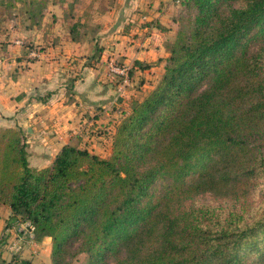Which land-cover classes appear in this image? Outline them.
<instances>
[{
  "label": "trees",
  "instance_id": "trees-1",
  "mask_svg": "<svg viewBox=\"0 0 264 264\" xmlns=\"http://www.w3.org/2000/svg\"><path fill=\"white\" fill-rule=\"evenodd\" d=\"M52 1L6 7L40 27ZM182 6L163 76L123 115L110 157L68 144L35 169L24 132L0 129V203L52 238L53 264H264V0ZM207 193L229 200L197 203Z\"/></svg>",
  "mask_w": 264,
  "mask_h": 264
},
{
  "label": "crops",
  "instance_id": "crops-1",
  "mask_svg": "<svg viewBox=\"0 0 264 264\" xmlns=\"http://www.w3.org/2000/svg\"><path fill=\"white\" fill-rule=\"evenodd\" d=\"M68 1L49 2L40 27L18 26L22 37L13 38V24L0 44V129L24 132L35 169L49 167L68 144L111 156L123 115L163 76L183 9V0H84L76 15ZM76 20L97 32L78 37L70 29ZM112 56L132 66L124 95L105 69ZM21 221L0 203V264H53L52 238L31 237Z\"/></svg>",
  "mask_w": 264,
  "mask_h": 264
},
{
  "label": "rangeland",
  "instance_id": "rangeland-1",
  "mask_svg": "<svg viewBox=\"0 0 264 264\" xmlns=\"http://www.w3.org/2000/svg\"><path fill=\"white\" fill-rule=\"evenodd\" d=\"M69 1L67 2V8L69 9V12H72L76 15H79V14H77V12H81V10H83L85 8V5L88 4L84 0H80L78 2V4H76V6H74V4H73L72 7H70ZM21 8H22V6L20 3H18L15 7L12 6L11 8H9V7L7 8L6 7V0H0V44L5 43V40L7 38L6 34L8 31H10L9 30L10 28H13L12 26L15 23L17 24V26L14 25V27L17 28L18 30L17 29H16V31L14 30L15 32H14L13 38H19V37L23 36L22 32L18 28V26L22 28L24 26L23 22L25 21V16L22 15ZM87 8H88V6H87ZM18 23H20V24H18ZM11 39H12V37H11ZM105 69H106V67H105ZM228 200H229V198L227 195L207 193L205 195L200 196V198L197 200V203L201 204V203L213 202V203H216L218 205H225L228 202ZM252 201L254 202L253 198L251 199V202ZM71 264H88V260L86 258V255L80 254L77 258H75L71 261Z\"/></svg>",
  "mask_w": 264,
  "mask_h": 264
},
{
  "label": "built area",
  "instance_id": "built-area-1",
  "mask_svg": "<svg viewBox=\"0 0 264 264\" xmlns=\"http://www.w3.org/2000/svg\"><path fill=\"white\" fill-rule=\"evenodd\" d=\"M107 74L112 81L116 92L119 95H124L128 92L131 86V69L132 66L122 63L114 56L110 57L106 62ZM22 231L28 230L31 237H35V228L30 221H21Z\"/></svg>",
  "mask_w": 264,
  "mask_h": 264
}]
</instances>
